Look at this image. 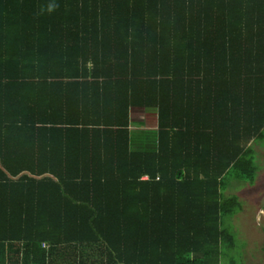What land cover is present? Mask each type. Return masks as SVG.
<instances>
[{
    "label": "trees",
    "instance_id": "1",
    "mask_svg": "<svg viewBox=\"0 0 264 264\" xmlns=\"http://www.w3.org/2000/svg\"><path fill=\"white\" fill-rule=\"evenodd\" d=\"M63 2L0 0V264H245L227 190L261 169L264 0ZM15 27L79 29L94 66L48 76Z\"/></svg>",
    "mask_w": 264,
    "mask_h": 264
},
{
    "label": "rangeland",
    "instance_id": "2",
    "mask_svg": "<svg viewBox=\"0 0 264 264\" xmlns=\"http://www.w3.org/2000/svg\"><path fill=\"white\" fill-rule=\"evenodd\" d=\"M132 129L134 135H142V129L156 124V112L141 107L131 109ZM140 122V124H136ZM153 129L148 130V135ZM133 138V137H132ZM255 149L261 162L256 181L253 184L245 183L228 188V193H236L243 201V210L237 213L230 228L238 240L237 254H241L245 264H264V141H255ZM132 144H135L133 138ZM262 146V147H261ZM237 243V244H238ZM237 246V245H236ZM232 255V252H229ZM229 262V256L226 263Z\"/></svg>",
    "mask_w": 264,
    "mask_h": 264
},
{
    "label": "crops",
    "instance_id": "3",
    "mask_svg": "<svg viewBox=\"0 0 264 264\" xmlns=\"http://www.w3.org/2000/svg\"><path fill=\"white\" fill-rule=\"evenodd\" d=\"M40 3H49L56 5V16L59 19H64L66 15H64V12H66L65 7L67 5L63 2V0H36ZM55 14V13H54ZM53 15V14H52ZM67 21V20H66ZM66 24V22L64 23ZM44 30V32H52L51 35H41V31ZM79 33V29H73L71 32L70 28L66 27H51V28H28V27H15L10 30V33H8L15 41L16 46L23 50L28 51H34L37 53V62L39 65L44 63V67L46 69L44 70V74H48L51 72V69H59V68H68L73 67L74 69L78 67V63H82L83 65H87L88 67H93V61L87 59V61H81V59L76 60L75 54L80 51H84V49L87 47L86 44H77V41L79 39H71L67 36L70 34ZM3 33H0V36H2ZM1 40V39H0ZM80 41V40H79ZM18 50V49H15ZM71 52H75L73 55H71ZM28 60H33L35 57V54H28L27 56ZM85 60V59H84ZM43 70L39 71L42 72ZM45 76H42V79ZM48 81H51V77L48 78ZM21 82L20 80H18ZM25 98L30 99L29 97L25 96ZM22 105H31L27 102H24ZM157 124V120H156ZM156 124L151 127H145L144 130H151L156 127ZM132 127V125H131ZM133 133V130H132ZM148 138L152 137V135H148V133L145 135ZM15 140L10 141L5 147L2 149L3 156H5L8 152V150L11 148ZM27 146V143H24L23 147ZM22 146H18L16 148H21ZM30 148V143H29ZM31 149V148H30ZM2 157V156H1ZM10 159H13L12 156L9 157Z\"/></svg>",
    "mask_w": 264,
    "mask_h": 264
},
{
    "label": "clouds",
    "instance_id": "4",
    "mask_svg": "<svg viewBox=\"0 0 264 264\" xmlns=\"http://www.w3.org/2000/svg\"><path fill=\"white\" fill-rule=\"evenodd\" d=\"M55 7H56V5H54V4H49V5H48V11H49V12L53 11V10L55 9Z\"/></svg>",
    "mask_w": 264,
    "mask_h": 264
}]
</instances>
